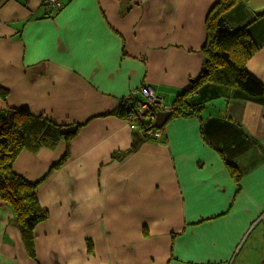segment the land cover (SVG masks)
<instances>
[{"label": "crops", "instance_id": "0c3cea01", "mask_svg": "<svg viewBox=\"0 0 264 264\" xmlns=\"http://www.w3.org/2000/svg\"><path fill=\"white\" fill-rule=\"evenodd\" d=\"M216 1L66 0L54 11L0 0V121L27 108L80 125L67 144L15 158L16 173L40 180L48 217L27 244L0 200V264H264V96L204 84L188 98L195 113L170 116L135 150L138 132L117 114L142 85L166 105L190 86ZM223 22L258 45L245 67L264 85V0H239Z\"/></svg>", "mask_w": 264, "mask_h": 264}, {"label": "trees", "instance_id": "16d2710c", "mask_svg": "<svg viewBox=\"0 0 264 264\" xmlns=\"http://www.w3.org/2000/svg\"><path fill=\"white\" fill-rule=\"evenodd\" d=\"M239 0H217L207 13L206 40L203 45L204 63L200 74L191 79L190 86L179 93L172 102L171 116L188 115L199 109L198 104L188 100L191 93L207 83L233 85L251 96H264V85L245 67L247 60L258 49L245 27L229 30L223 22V14ZM134 101L121 100L117 114L121 117L131 110ZM134 133L131 150L142 141L154 140L146 133L144 124ZM79 124H57L42 115H34L27 108H9L0 121V200L13 209L15 221L27 244L31 242L33 230L48 217L37 198L40 180L28 181L12 169V164L22 149L32 152L41 147L54 149L60 141L66 144L76 134ZM66 151L50 167H59L67 158ZM230 173L239 181V172L230 164Z\"/></svg>", "mask_w": 264, "mask_h": 264}, {"label": "built area", "instance_id": "2783aa9c", "mask_svg": "<svg viewBox=\"0 0 264 264\" xmlns=\"http://www.w3.org/2000/svg\"><path fill=\"white\" fill-rule=\"evenodd\" d=\"M66 0H42V5L49 10L60 9ZM135 91L141 94V98L134 101L131 110L127 111L123 118L129 123L130 127L136 131L140 130V123L144 124L146 133L152 137L159 139L161 137L160 128L152 127L151 124L155 120L158 111H171L172 105L163 103L161 95L156 93L149 85H142ZM129 93L124 100H129Z\"/></svg>", "mask_w": 264, "mask_h": 264}, {"label": "water", "instance_id": "95a60500", "mask_svg": "<svg viewBox=\"0 0 264 264\" xmlns=\"http://www.w3.org/2000/svg\"><path fill=\"white\" fill-rule=\"evenodd\" d=\"M171 111H158L155 120L151 124L152 127L161 128L165 122L170 118Z\"/></svg>", "mask_w": 264, "mask_h": 264}, {"label": "rangeland", "instance_id": "374dc122", "mask_svg": "<svg viewBox=\"0 0 264 264\" xmlns=\"http://www.w3.org/2000/svg\"><path fill=\"white\" fill-rule=\"evenodd\" d=\"M258 239V241H257V245L259 246H261V247H264V235L262 234V235H260L259 237H257ZM247 245H249V243H247ZM240 246V245H239Z\"/></svg>", "mask_w": 264, "mask_h": 264}]
</instances>
